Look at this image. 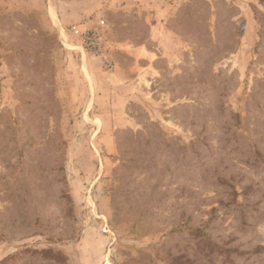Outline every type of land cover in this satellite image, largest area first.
I'll return each mask as SVG.
<instances>
[{
    "label": "rangeland",
    "instance_id": "374dc122",
    "mask_svg": "<svg viewBox=\"0 0 264 264\" xmlns=\"http://www.w3.org/2000/svg\"><path fill=\"white\" fill-rule=\"evenodd\" d=\"M167 1L0 0V264H264V0Z\"/></svg>",
    "mask_w": 264,
    "mask_h": 264
},
{
    "label": "built area",
    "instance_id": "2783aa9c",
    "mask_svg": "<svg viewBox=\"0 0 264 264\" xmlns=\"http://www.w3.org/2000/svg\"><path fill=\"white\" fill-rule=\"evenodd\" d=\"M103 25L104 21L100 20L93 28L82 30L77 26H71L70 31L82 40L85 49L94 54L102 55L104 57L105 67L111 68L112 60L105 55Z\"/></svg>",
    "mask_w": 264,
    "mask_h": 264
},
{
    "label": "crops",
    "instance_id": "0c3cea01",
    "mask_svg": "<svg viewBox=\"0 0 264 264\" xmlns=\"http://www.w3.org/2000/svg\"><path fill=\"white\" fill-rule=\"evenodd\" d=\"M139 1H140L139 4L140 3L142 4L143 2H147V3L149 2L151 4V6H153L157 2H159V0H139ZM167 2H169L167 4V5H169V7L167 9L160 10V12L158 14V15H161L160 17H164L162 15L169 16V15H172V13H173L172 10L174 9V4H175L176 0H169ZM19 5L20 6L17 7V8H20V9H28V10H30V9L40 10V9L45 8V2H44V0H19ZM125 5H127V3ZM153 12L156 13V15H157V10L156 11H153ZM60 17H62V14H61L60 11H58L57 12V18H58V20H62V22H64L66 18L64 19V17H62V18H60ZM63 19H64V21H63ZM165 40L168 41L167 38Z\"/></svg>",
    "mask_w": 264,
    "mask_h": 264
},
{
    "label": "trees",
    "instance_id": "16d2710c",
    "mask_svg": "<svg viewBox=\"0 0 264 264\" xmlns=\"http://www.w3.org/2000/svg\"><path fill=\"white\" fill-rule=\"evenodd\" d=\"M34 253L43 254L44 257H47L49 259H53L54 261L57 260V256H59V253H54L51 250H41V251H33Z\"/></svg>",
    "mask_w": 264,
    "mask_h": 264
}]
</instances>
